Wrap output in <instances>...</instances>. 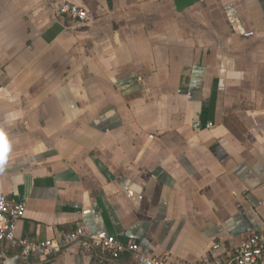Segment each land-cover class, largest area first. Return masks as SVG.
Here are the masks:
<instances>
[{"label":"crops","instance_id":"crops-1","mask_svg":"<svg viewBox=\"0 0 264 264\" xmlns=\"http://www.w3.org/2000/svg\"><path fill=\"white\" fill-rule=\"evenodd\" d=\"M0 195L20 238L80 226L175 264L264 232V0H0Z\"/></svg>","mask_w":264,"mask_h":264},{"label":"built area","instance_id":"built-area-1","mask_svg":"<svg viewBox=\"0 0 264 264\" xmlns=\"http://www.w3.org/2000/svg\"><path fill=\"white\" fill-rule=\"evenodd\" d=\"M56 18L87 25L94 22L96 15L69 2H62L56 10ZM24 212L23 202L15 203L0 195V246L5 247L0 250L1 263H11L8 251L14 254L21 264H28L31 260L42 263L58 258L76 246L82 254L105 256L113 261L127 255L133 264H175L167 257L145 254L132 240L123 242L113 236L97 237L85 232L80 226L57 238L42 242L20 238L16 235V224ZM204 264H264V232L250 234L224 256L206 261Z\"/></svg>","mask_w":264,"mask_h":264},{"label":"trees","instance_id":"trees-1","mask_svg":"<svg viewBox=\"0 0 264 264\" xmlns=\"http://www.w3.org/2000/svg\"><path fill=\"white\" fill-rule=\"evenodd\" d=\"M8 253H9L12 261L16 262V260H18V258L14 254H12L10 251H8ZM118 260L120 262H123V263H125V262L129 263V261H130V259L127 255L120 256V258Z\"/></svg>","mask_w":264,"mask_h":264}]
</instances>
